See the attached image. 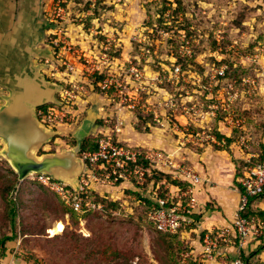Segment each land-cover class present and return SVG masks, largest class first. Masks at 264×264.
Returning a JSON list of instances; mask_svg holds the SVG:
<instances>
[{"label": "rangeland", "instance_id": "obj_1", "mask_svg": "<svg viewBox=\"0 0 264 264\" xmlns=\"http://www.w3.org/2000/svg\"><path fill=\"white\" fill-rule=\"evenodd\" d=\"M70 19L72 36H82L86 46L111 42L112 57L117 59L110 70L126 88L123 93L98 92L107 103L98 105L104 117L96 120L98 127L91 137L110 129L126 145L171 157V169L161 164L160 171L153 174L160 182L158 194L175 190L168 188L170 182L164 178L167 175L173 185L181 182L176 176L180 169L228 174L222 159L219 163L214 158L218 151H226L224 155L232 158L237 174L248 164L235 159L238 154H250L254 163L262 159L264 69L260 66L254 64L251 73L242 76H250L255 84L250 86L247 101L238 96L234 128L223 123L222 131L206 130L219 127L227 116L221 107L217 117L210 113L213 101H227L225 82L232 74L238 81L242 78L237 76L238 70H227L226 79L216 71L225 60L228 67V60L239 61L240 47L254 50L256 56L260 53L257 48L264 46V0H86L77 1ZM235 41L236 50L230 48ZM140 99L149 100L151 110L162 117L175 116L189 131H172L154 122L147 106L137 104ZM83 115L75 126L81 124ZM216 133L224 138L218 140ZM73 139L76 145L69 134L61 148L51 146L47 151H72ZM3 152L0 141V242L12 238L6 254L26 264H192L193 258L183 254L193 251L199 255L183 233L182 238L166 236L150 220L144 202L151 200H143L142 195H150L155 185L147 184L136 192L128 184L121 188L97 185L105 199L120 209L77 214L31 176L20 180ZM81 154L77 158L85 166ZM210 206L208 209H214ZM197 217L198 213L196 223Z\"/></svg>", "mask_w": 264, "mask_h": 264}, {"label": "built area", "instance_id": "obj_2", "mask_svg": "<svg viewBox=\"0 0 264 264\" xmlns=\"http://www.w3.org/2000/svg\"><path fill=\"white\" fill-rule=\"evenodd\" d=\"M77 1L86 0H53L50 8L45 11V20L51 25L49 37L45 48L50 51L51 56H42L37 64L43 66L42 73L48 81L60 85L57 99L60 104L48 103L40 106L37 110L39 120L42 124L52 130L61 127H74L80 120L83 111L80 109L82 103H88L89 97L98 92L108 95L110 91L123 93L126 89L118 80L114 79L110 66L115 63L116 57H112L113 47L110 41L103 45L92 47L82 46L73 40L70 32L73 21L70 19L72 8ZM237 42L231 45V49H237ZM114 46V45H113ZM258 55L247 53L234 63V68L241 64L246 68L254 64L264 69V46L257 48ZM228 66L223 64L216 74L222 79L226 75ZM179 69H177L178 71ZM136 77V69H132ZM137 76H139L137 74ZM139 79V77H138ZM252 84L255 81L250 76L242 77L239 81L231 79L225 82L226 93L229 94L225 103L211 105L212 115L217 117V110L223 108L227 112L225 121L219 122L218 130L222 131V124H235L236 101L240 99L247 101L251 97ZM100 95V94H98ZM207 100H210L206 97ZM239 99V100H240ZM214 100V99H211ZM138 105L152 113L154 122L172 131H189L182 127L175 116L162 117L156 111L151 110L149 100H138ZM140 107V106H139ZM204 108V104L202 109ZM146 111V112H147ZM209 114V113H208ZM122 124L117 123L116 131H120ZM149 126V124H148ZM150 127V126H149ZM206 130V129H205ZM229 130V129H228ZM206 131H213L208 128ZM233 131V129L229 130ZM215 141V138H213ZM171 157H163L159 152H150L146 149L126 145L115 135V131L108 129L98 135V147L95 151L83 153L85 167L79 177V187L75 189L67 183L58 181L47 174H33L31 178L43 185L49 191L56 194L60 200L71 210L81 212L86 210L100 211L104 209L103 202L94 201L90 195L99 194L106 198L97 185L101 187H122L128 184L135 188L145 186L159 166L167 169L172 168ZM250 162V159L247 161ZM169 164V166H168ZM163 171V170H162ZM161 171V172H162ZM185 187L175 185L174 189L163 196L158 194L161 189L156 186L150 195H142L152 202L149 218L164 234L188 233L193 231L196 224L194 215L198 213L199 204L196 199L197 186L202 184L200 175L192 169H180L176 175ZM239 182L243 190L240 193L237 217L235 222L226 226H214L207 230L202 238L203 251L198 256L194 252L183 254L184 258H193L199 264H249L242 258V251L254 242L261 245L264 237V220L259 216L246 217L244 212L250 205L252 198L264 194V151L263 159L255 166L245 168L244 175ZM147 202H144L146 204ZM235 247L237 253L231 256L230 248ZM195 256V257H194Z\"/></svg>", "mask_w": 264, "mask_h": 264}, {"label": "crops", "instance_id": "obj_3", "mask_svg": "<svg viewBox=\"0 0 264 264\" xmlns=\"http://www.w3.org/2000/svg\"><path fill=\"white\" fill-rule=\"evenodd\" d=\"M52 1L0 0V109L5 106L7 97L17 95L23 97V95L34 94L33 92L41 89H49V85L44 84L45 82L34 71V65H36L49 37L51 25L45 20L44 15L45 11L50 8ZM73 40L84 47L86 46L82 36L80 39L73 36ZM2 102L4 104L1 105ZM100 102L106 104L107 99L96 94L89 97L88 103L80 105V109L84 113L81 124L85 118L93 119L96 122L97 119L104 117L103 111H100L103 108L98 107ZM34 105V103L30 104V111L18 110L15 115L0 112V115H4L2 119L4 121L16 118V120H20L19 123L22 126L38 129ZM80 125L65 126L54 130L55 135L51 136L48 142L41 145L38 155L55 153L50 150L47 151V148H51V146L61 148V144L67 142L66 137L69 134L74 137V133ZM225 152H216L214 158L219 163L222 159V163L228 168V174L217 176L216 172L198 173L202 179V184L197 186L196 192V199L198 204L200 203L197 210L200 218L195 224L196 229L183 233V237L187 239L191 246L199 250V254L203 251L202 238L207 230H212L214 226L230 225L235 222L237 217L239 198L242 191L239 180L242 176H238L235 172L237 165L233 163L228 154L224 155ZM237 156L235 159L241 158L240 160H245V162L251 158L250 154L246 156L238 154ZM169 184L168 188H174L175 185ZM128 186L131 188L130 185ZM210 204L214 205V209H208ZM250 204L252 210L264 211V196L252 198ZM262 246L263 248L259 251ZM229 251L232 253L231 256L235 257L237 249L232 247ZM241 253L264 263V244L262 245V243L258 245L250 242ZM253 253H255L254 256H252ZM0 264H26V262L7 253L0 260Z\"/></svg>", "mask_w": 264, "mask_h": 264}, {"label": "water", "instance_id": "obj_4", "mask_svg": "<svg viewBox=\"0 0 264 264\" xmlns=\"http://www.w3.org/2000/svg\"><path fill=\"white\" fill-rule=\"evenodd\" d=\"M41 52L42 53L38 59L45 55L51 56L50 51L47 49H42ZM42 69V65L37 63L34 65V71H36L39 78L45 82L44 84L49 85V89L52 91V96L50 100L45 98L42 102L34 105V114L37 120L36 125L38 129H31L22 126L19 123L20 120H16V118L4 121L2 120L4 115L1 114L0 141L4 145L3 153L15 169L20 180H25L33 174H47L58 181L67 183L64 180L57 178L55 173L61 169L72 171L80 164L82 170L77 176L76 182L74 184L67 183L75 189H78L79 177L83 173L85 166L84 162L77 158V155L82 152L84 141L96 131L98 125H96V122L93 119L85 118L80 127L74 133L76 145L72 151H66L63 154L52 153L38 155L41 145L44 142H48L50 137L55 135V132L40 122L37 110L40 106L48 103L60 104L56 94L61 87L60 85L48 81L43 75ZM33 148H36L35 153L32 152Z\"/></svg>", "mask_w": 264, "mask_h": 264}, {"label": "trees", "instance_id": "obj_5", "mask_svg": "<svg viewBox=\"0 0 264 264\" xmlns=\"http://www.w3.org/2000/svg\"><path fill=\"white\" fill-rule=\"evenodd\" d=\"M239 49H241L240 51H242L243 53L242 54H240V56L239 57H241L242 55H245V54H247L248 52H250V53H252L253 54V52L252 51H254V50H250V49H247V48H239ZM255 50H256V48H255ZM239 51V52H240ZM225 62H226V60L223 62L224 64H225ZM222 63V64H223ZM228 64H229V67H228V69L227 70H229V71H232V69H234V71L235 70H238V73H237V76H239V75H241V77L242 76H244V75H247V74H250L251 73V71H252V69H253V66L252 67H249V68H246L245 66H243V65H239L238 66V68H234V63L235 62H233L232 60H228V62H227ZM229 71H226V75H225V77L224 78H227V75L229 76ZM235 75V74H234ZM234 75L232 74L231 76H230V78H232V79H235V77H234ZM234 77V78H233ZM238 108V107H237ZM213 131H219L218 130V126L216 125L215 127H213ZM216 138L218 139V140H222L224 137H223V135H221L220 133H216ZM92 138V141L89 143V139H91ZM226 138V140H227V142L228 143H231V139L230 138H228V137H225ZM73 143H74V145H75V141H74V139H73ZM73 145V146H74ZM97 147H98V137L97 138H95V137H88L85 141H84V143H83V148H82V154L84 153V152H87V151H95L96 149H97ZM224 150H226V149H224ZM81 154V155H82ZM262 159H263V157H262ZM262 159H260L259 161H257L256 163H254V162H248V164L247 165H244L243 167H242V170L239 172V174H238V176H243L244 175V171H245V168L246 167H248V166H255L256 164H258V163H260L261 162V160ZM156 172L157 171H154V175L156 174ZM153 177V176H152ZM149 178V180H148V182H147V184H150L152 181H154V183L155 184H159L160 182L159 181H157L156 179H155V177H153V178ZM167 182H172L170 179V181L168 180V178H167V175L165 176V178H164ZM37 183V182H36ZM38 184H40V183H38ZM146 184V185H147ZM178 185V186H182V187H185L186 185H187V183H183V182H176V183H174V185ZM41 185V184H40ZM43 186V185H42ZM44 187V186H43ZM144 187V186H143ZM143 187H141V186H138V185H136V190H139L140 189V191H141V189H143ZM45 188V187H44ZM45 189H47V188H45ZM48 190V189H47ZM242 190H243V188H242ZM129 192V191H128ZM131 192V191H130ZM136 192V191H135ZM143 193V192H142ZM56 195V194H55ZM57 196V195H56ZM262 196H264V194H262V195H260V196H258L257 198H261ZM58 197V196H57ZM90 197L94 200V201H96V202H103L104 203V209L103 210H100V211H93V212H96V213H101V214H103V213H105L107 210H108V208H114L115 210H118V209H120L119 208V205L117 204V203H114V202H110V201H107L106 199H104V198H101L100 197V195L99 194H97V193H95V194H93V195H90ZM59 198V197H58ZM60 199V198H59ZM147 199L148 198H143V200H146L147 201ZM149 200V199H148ZM62 202V201H61ZM63 203V202H62ZM64 204V203H63ZM65 205V204H64ZM66 206V205H65ZM145 207H146V210H147V213H148V216H149V212H150V208H151V206H152V202H149V201H147V204L146 205H144ZM69 208V207H68ZM70 209V208H69ZM71 210V209H70ZM73 213H77V214H83V213H91V212H88V211H86V210H83V211H81V212H75V211H73V210H71ZM244 215L246 216V217H251V216H254V215H256V216H259V217H261L263 220H264V211H261V210H256V211H254V210H252V206H251V204L249 205V207L246 209V211L244 212ZM194 216H196V215H194ZM199 218L200 217H197L196 219L197 220H199ZM193 228H195V225H193ZM158 231V230H157ZM160 232V231H159ZM160 233H162V232H160ZM164 234V233H163ZM166 236H169V237H180V238H182V232H179V233H177V234H165ZM10 241H12V238L11 237H6L5 239H3L1 242H0V260L2 259V258H4L5 256H6V251H7V249H6V244H7V242H10ZM262 245L264 244V237L262 238ZM263 248V246L262 247H260L259 249V251H261V249ZM258 254V253H257ZM255 255V253H253V255L252 256H254ZM242 258L245 260V261H247L249 264H251L250 262H255V264H264L263 262H260L259 260H257V259H254V257L253 258H250L249 256H245L244 254L242 255ZM195 263V261L193 260V259H190V263ZM192 263V264H193Z\"/></svg>", "mask_w": 264, "mask_h": 264}, {"label": "bare ground", "instance_id": "obj_6", "mask_svg": "<svg viewBox=\"0 0 264 264\" xmlns=\"http://www.w3.org/2000/svg\"><path fill=\"white\" fill-rule=\"evenodd\" d=\"M33 93L34 94H26V96L23 95V97H20L18 95L7 97L5 99V106L0 109V112H4L8 115H15L18 110L30 111L31 103L38 104L42 102L45 98L50 100L52 96V91L50 89H41ZM32 152L35 153L36 148H33ZM81 170L82 166L79 164L72 171H65L63 169L58 170V172L55 173V176L59 179L66 181L67 183L74 184ZM60 229H63V224L61 225Z\"/></svg>", "mask_w": 264, "mask_h": 264}]
</instances>
